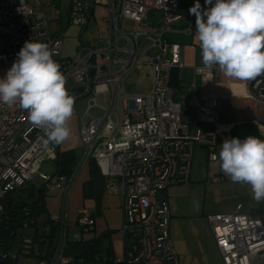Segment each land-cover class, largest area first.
<instances>
[{"label":"built area","instance_id":"built-area-1","mask_svg":"<svg viewBox=\"0 0 264 264\" xmlns=\"http://www.w3.org/2000/svg\"><path fill=\"white\" fill-rule=\"evenodd\" d=\"M204 2L199 0L201 7ZM182 6L183 0H69L68 24L84 28L81 40L98 7L106 17L98 34L82 40L78 54L66 57L64 36L52 34L48 4L37 10L28 0H0V78L26 41L47 43L74 98L73 114L80 100L88 101L79 131L83 151L65 175L42 172L45 162L58 159L59 144L48 141L18 103L0 102V215L6 199L32 181L45 185L47 193H61L59 212L49 214V226L30 236L25 223L18 237L21 250L36 257L37 264H183L170 235L165 192L172 185L189 183L197 148L207 151L210 162H220L219 143L229 130H220L221 100L199 95L195 84H173V71L190 69L203 84L225 85L232 101L263 106L264 74L247 81L230 78L218 65L206 67L202 57L189 66L181 39L200 44L196 17L184 13ZM55 13L63 12L57 8ZM141 76L149 77L144 90ZM94 109L101 114L91 115ZM91 160L107 179L106 193L123 197L120 254L88 238L96 227L89 209L80 208L75 222L69 219L72 189ZM207 219L223 264H264L263 212L218 213ZM38 242H44L43 248L38 249ZM0 254L7 264L18 258L1 246Z\"/></svg>","mask_w":264,"mask_h":264},{"label":"clouds","instance_id":"clouds-1","mask_svg":"<svg viewBox=\"0 0 264 264\" xmlns=\"http://www.w3.org/2000/svg\"><path fill=\"white\" fill-rule=\"evenodd\" d=\"M205 3L212 6L201 11L197 0L189 10L196 17L203 64L218 65L225 76L244 81L264 74V0ZM52 56L47 43L26 41L6 76L0 78V102L18 103L48 141L59 144L71 133L74 98ZM218 159L232 182L249 185L253 198L264 200V140L253 136L225 139Z\"/></svg>","mask_w":264,"mask_h":264},{"label":"rangeland","instance_id":"rangeland-1","mask_svg":"<svg viewBox=\"0 0 264 264\" xmlns=\"http://www.w3.org/2000/svg\"><path fill=\"white\" fill-rule=\"evenodd\" d=\"M31 4L35 5L37 10H44V4H48L49 8L45 11L48 12V20L49 25L52 30V34L54 37L64 36L63 43V56L72 57L78 54L84 47V43L82 40H85L90 37L91 30H94L95 33L92 35H97L98 31L102 28L101 20L106 16V11L103 7H98L95 16L96 19L90 23L91 27L88 29L85 37L83 36L81 40V34L84 31L82 26H69L67 20V10L69 6V0H28ZM197 2V0H183L182 11L186 13L189 11ZM215 1H213L214 5ZM212 5H207L205 2L202 4L201 11L204 9L211 7ZM59 8L62 10V15L58 16L55 13V10ZM181 41L186 44L185 55L187 58V64L189 66H193L199 64V60L202 57V49L200 45L190 44L188 38H182ZM173 84L179 86L187 87V85L195 84L197 93L202 96H215L221 100V106L219 109V123L223 121H230L234 114H236L241 108V106H233L231 101L227 98L225 88L222 84H211L206 85L201 82V80L196 77L190 69L182 70L179 74L176 71H173L172 76ZM177 77L178 81L177 82ZM141 90H144L148 86L149 77L141 76ZM135 77H131L129 81L134 80ZM174 85V86H175ZM178 95V94H177ZM87 100H80L76 104V112L73 114L71 120L69 121V127L71 128L70 136L63 142H61L60 151L64 157L63 152L67 150L66 145L68 142H75V134L77 130L80 128L84 116L86 115L87 109ZM184 111L187 112L190 110L184 108ZM101 114V110L94 109L91 111V115ZM80 135V134H79ZM264 138V135H263ZM81 141V139H80ZM74 151L76 147L73 148ZM62 157V160L64 161ZM56 161V160H55ZM53 160H48L42 166V172L48 173L50 171L51 166H57V162ZM193 169H195V173L192 172L191 176V185L199 186L195 187L196 189L192 192L188 191V187H183L186 185H180L175 189L174 193L171 194L173 203L177 207H182L184 204H187V200L190 201L191 212L197 216L196 223L200 232V237L206 242H210V235L206 234V223L208 222L207 217L209 215L218 214V213H251L260 211L264 214V200L257 202L253 198V193L251 187L247 184H240L232 182L231 178L221 170L220 162L218 163H208L207 162V152L203 148H197L195 150L194 159H193ZM196 175L198 176L196 178ZM215 177L223 178V181L219 183L212 182V179ZM198 180H193V179ZM192 181H200V183H195ZM37 181H32L30 185L36 183ZM29 190L31 187H28ZM27 188V189H28ZM26 189V190H27ZM34 189H36L34 187ZM28 190V192H29ZM25 192V191H24ZM27 192V194H28ZM26 193L23 196L27 195ZM33 199L26 200L25 207H30ZM78 205L77 200H73L71 198L69 202V210L72 213L73 209ZM40 209V208H39ZM55 211V210H53ZM40 212V211H37ZM48 212L43 211L41 217H34L33 221L38 223L37 229H40L42 232L44 230V226H49V221L47 218ZM32 221V222H33ZM210 225V224H209ZM208 228V227H207ZM30 236L34 233V228H30L28 230ZM180 234V231H179ZM199 237V238H200ZM117 239V237H115ZM106 242V241H105ZM23 243L19 238L16 239L15 243L11 251L18 255L15 264H37V258L34 256H29L24 252V249L21 250ZM105 247V246H104ZM116 250L122 252V248H120L119 238L115 241ZM120 249V250H119ZM116 252L117 254L119 252ZM214 259V256H212ZM195 264V263H194ZM212 264H214L212 262Z\"/></svg>","mask_w":264,"mask_h":264},{"label":"crops","instance_id":"crops-1","mask_svg":"<svg viewBox=\"0 0 264 264\" xmlns=\"http://www.w3.org/2000/svg\"><path fill=\"white\" fill-rule=\"evenodd\" d=\"M90 27L91 25H89V27L85 31L84 37L87 34L89 35L90 33V37L87 39L96 36V35L94 36L92 35V33H95V31L91 30L90 32L89 29ZM88 29H89V33H87ZM87 39H85V41ZM223 86L225 88L227 98L231 101L232 105L234 107L237 105L241 106L242 109H240L236 114H234V116L230 121H223L222 123H219V126L225 127V129L227 128L228 130H230L233 126L239 123L255 122L259 125L262 135H264V106L243 99L232 101L228 97V92L225 85ZM79 131L80 128L77 130L75 134V142H73L72 140V142L67 143L66 145L67 150L63 152L64 157L60 151L61 143H59V151L57 157L58 159L55 161L57 162V166L55 167L51 166L50 171L46 174L52 173L53 175L54 174L65 175L68 174L73 169L75 163L77 162L83 151V146L80 141ZM223 137L224 138L220 140L219 143V150L221 149L224 140L229 139L228 133H224ZM74 147H76L75 151L73 149ZM62 157L64 161L62 160ZM207 162L209 164L218 163V162H210L208 160V156H207ZM194 171L195 169H193V164H192L191 176H192V172L195 173ZM191 176L189 183L180 184V185H186L183 187H188L189 189L188 191L190 192L194 191L196 189L195 187H199V186H193L194 184L193 185L190 184ZM197 177L198 176L196 175V178ZM196 178L193 180H198ZM106 182L107 179L101 173L97 161L91 160L81 171L72 189L71 198L73 200H77L78 205L76 208L73 209L72 213H70L69 210V219L71 222H75L78 215V210L80 208L89 209L96 219V227L94 232L91 235H88V238L90 239L97 238L96 244H98L100 248L104 246L105 248L107 246H111L112 250L116 253L118 250H116L115 241H117L118 238L120 241V248L123 249V241L119 233L124 218L123 197L121 195L107 194L105 190ZM195 183H200V181H196ZM36 184H41V183L37 181ZM180 185L170 186L166 190L165 195L167 196L170 206V212H171L170 235L174 242L175 248L178 251L181 262L183 264H194V263L212 264V262L214 264H223L221 255L216 246L212 234L211 226L209 225V223H206L207 226L205 228L207 230L206 234L210 235L211 237V240L208 243L206 242V240L202 238L203 235L200 237V232L197 227L198 224L196 223L197 216L191 212L190 201L187 200V204L186 205L184 204L182 207H177L173 203L171 194H173L175 189H177V187H179ZM60 196L61 193L59 190L48 192L46 194L45 197L46 205L44 211L48 212V216L49 214H55L59 212V205L61 199ZM34 223L35 225L37 224L36 222L33 221V223L29 228H34ZM39 227L41 228L42 226ZM35 230H37L40 233L44 231L43 230L41 232L40 229L34 228V231ZM115 237H117V239H115ZM120 253L121 252H119L118 254ZM212 256H214V259L212 258Z\"/></svg>","mask_w":264,"mask_h":264},{"label":"trees","instance_id":"trees-1","mask_svg":"<svg viewBox=\"0 0 264 264\" xmlns=\"http://www.w3.org/2000/svg\"><path fill=\"white\" fill-rule=\"evenodd\" d=\"M28 187H31L30 190ZM34 187L36 189H34ZM24 193L27 195L23 196ZM46 194L47 190L45 185L33 183V185L29 184L20 192L13 194L6 199L4 203V213L0 215V246L3 248L4 253L10 251L16 239L22 235L23 225L29 223L31 226V221L34 217H39L42 214L46 205ZM31 198L33 199L31 206L25 207L24 202ZM38 226V223L36 225L34 223L35 229H37ZM53 236L54 234L52 233L49 237V246L52 243L51 240ZM43 246L44 242H38V249L43 248ZM7 262L6 259H2V255L0 254V264H7Z\"/></svg>","mask_w":264,"mask_h":264},{"label":"water","instance_id":"water-1","mask_svg":"<svg viewBox=\"0 0 264 264\" xmlns=\"http://www.w3.org/2000/svg\"><path fill=\"white\" fill-rule=\"evenodd\" d=\"M229 139L230 138H239L241 140L247 138L248 136H253L258 139L263 140V135L259 125L255 122L248 123H239L233 126L228 132ZM163 196V192L159 191L157 194L158 198Z\"/></svg>","mask_w":264,"mask_h":264},{"label":"bare ground","instance_id":"bare-ground-1","mask_svg":"<svg viewBox=\"0 0 264 264\" xmlns=\"http://www.w3.org/2000/svg\"><path fill=\"white\" fill-rule=\"evenodd\" d=\"M225 127H221L220 130H223Z\"/></svg>","mask_w":264,"mask_h":264}]
</instances>
